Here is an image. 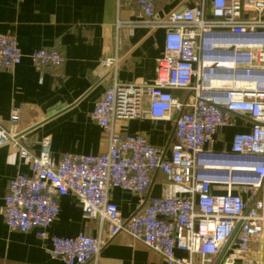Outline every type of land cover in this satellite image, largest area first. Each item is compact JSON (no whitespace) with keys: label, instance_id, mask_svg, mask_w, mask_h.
Returning <instances> with one entry per match:
<instances>
[{"label":"built area","instance_id":"1","mask_svg":"<svg viewBox=\"0 0 264 264\" xmlns=\"http://www.w3.org/2000/svg\"><path fill=\"white\" fill-rule=\"evenodd\" d=\"M116 1L140 8L138 20L118 22V28L165 32L156 78L121 84L119 57L100 63V78L113 83L91 113L108 142L97 156L56 159L48 138L34 153L16 131L20 110L13 109L10 127L0 126V147L11 146L31 172L9 184L0 211L6 226L49 240L50 257L63 264H96L120 235L166 264H264V0H199L164 16L157 12L162 0ZM24 57L15 37L0 34V69H14ZM29 58L39 69L64 62L57 48ZM175 114L169 156L147 136L123 135L115 127L117 121H171ZM237 116L249 118L250 131L235 134L230 150L217 151L219 133L233 128ZM155 174L164 176L166 188L147 199ZM115 189L139 200V211L128 219L110 200ZM69 195L78 198L85 219L98 220L96 237L49 235Z\"/></svg>","mask_w":264,"mask_h":264},{"label":"crops","instance_id":"2","mask_svg":"<svg viewBox=\"0 0 264 264\" xmlns=\"http://www.w3.org/2000/svg\"><path fill=\"white\" fill-rule=\"evenodd\" d=\"M198 2L162 0L157 4V12L164 16L191 8ZM139 16V6L118 7L116 0H0V34L15 37L25 55L14 69H0V126L9 128L12 111L18 108L20 121L16 131L25 136L27 146L34 153H39L41 142L47 138L56 159L104 153L108 147L107 137L91 119V113L113 79L100 78V63L118 56L119 83H153L158 60L164 53L163 30L150 33L142 27L118 28V22H133ZM49 48L61 52L63 64L36 68L29 55ZM173 94L184 97L181 91ZM148 107L146 99L144 108ZM54 109L61 111L49 118ZM176 118L175 114L171 121H117L115 127L123 135L147 136L153 146L169 156ZM250 129L249 118L237 116L233 128L219 133L215 149L230 150L235 134L247 133ZM30 172V167L11 146L0 147V211L10 182L18 174ZM165 188L164 176L155 174L147 199L161 196ZM110 200L126 219L140 209L136 196L119 189L111 192ZM60 205L61 212L49 230L50 236L73 238L82 233L94 237L99 234L98 220L83 217L76 196L62 198ZM50 248V241L38 238L34 232L9 230L0 214V264H63L50 257ZM176 256L188 258L182 251H176ZM96 264L166 263L160 254L141 242L120 235L101 252Z\"/></svg>","mask_w":264,"mask_h":264},{"label":"water","instance_id":"3","mask_svg":"<svg viewBox=\"0 0 264 264\" xmlns=\"http://www.w3.org/2000/svg\"><path fill=\"white\" fill-rule=\"evenodd\" d=\"M181 11H182V10H181ZM58 111H61V109H54V110H52V114H50L49 118H50L51 116L56 115V113H57Z\"/></svg>","mask_w":264,"mask_h":264}]
</instances>
